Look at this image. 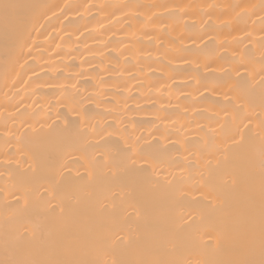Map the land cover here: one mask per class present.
Returning <instances> with one entry per match:
<instances>
[{
  "label": "bare ground",
  "instance_id": "bare-ground-1",
  "mask_svg": "<svg viewBox=\"0 0 264 264\" xmlns=\"http://www.w3.org/2000/svg\"><path fill=\"white\" fill-rule=\"evenodd\" d=\"M262 219L264 0H0V264H259Z\"/></svg>",
  "mask_w": 264,
  "mask_h": 264
},
{
  "label": "snow or ice",
  "instance_id": "snow-or-ice-1",
  "mask_svg": "<svg viewBox=\"0 0 264 264\" xmlns=\"http://www.w3.org/2000/svg\"><path fill=\"white\" fill-rule=\"evenodd\" d=\"M114 163L117 167H126L127 166L126 161H115ZM259 244H260V249H261L262 255H264V219H262ZM115 264H119V262H115ZM234 264H256V262L251 261V260H242V261L234 262ZM259 264H264V259H262L259 262Z\"/></svg>",
  "mask_w": 264,
  "mask_h": 264
}]
</instances>
